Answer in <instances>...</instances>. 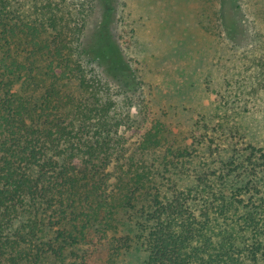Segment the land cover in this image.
Masks as SVG:
<instances>
[{"label": "trees", "instance_id": "trees-1", "mask_svg": "<svg viewBox=\"0 0 264 264\" xmlns=\"http://www.w3.org/2000/svg\"><path fill=\"white\" fill-rule=\"evenodd\" d=\"M223 4L226 37L248 54L230 99L264 115V32ZM117 7L0 0V264H109L108 238L117 256L135 241L141 264H264V141L195 162L194 142L155 119L123 152L112 110L135 76L115 83L102 58Z\"/></svg>", "mask_w": 264, "mask_h": 264}, {"label": "rangeland", "instance_id": "rangeland-1", "mask_svg": "<svg viewBox=\"0 0 264 264\" xmlns=\"http://www.w3.org/2000/svg\"><path fill=\"white\" fill-rule=\"evenodd\" d=\"M67 2L73 6L79 0ZM222 3L233 16L237 3V15L252 33L264 32V0H118V44L101 56L115 83L127 68L135 76L134 84L125 86L132 90L119 94L112 110L122 120L118 135L125 155L135 153L155 119L194 142L195 162H213L219 150L229 154L233 145L260 146L264 141V115L233 105L226 87L227 80L243 69L248 54L244 47L231 46L226 37L219 20ZM105 172L111 186L112 169ZM108 239L99 241L97 262L141 264L144 252L135 241L117 256Z\"/></svg>", "mask_w": 264, "mask_h": 264}]
</instances>
